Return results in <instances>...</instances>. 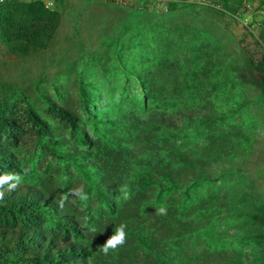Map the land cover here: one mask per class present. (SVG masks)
<instances>
[{
    "label": "rangeland",
    "instance_id": "rangeland-1",
    "mask_svg": "<svg viewBox=\"0 0 264 264\" xmlns=\"http://www.w3.org/2000/svg\"><path fill=\"white\" fill-rule=\"evenodd\" d=\"M130 1L125 8L99 0H53L50 9L59 13V24L44 50L13 57L0 45V100L22 127L6 143L16 157L20 184L57 203L83 185L89 198L70 196L63 209L89 232L111 209L93 187L102 173L90 167L85 177L78 165L96 161L93 156L107 149L130 148L134 138L144 136L139 142L156 148L158 168H178L174 177L185 183L160 194L155 186L138 188L135 166L127 177L129 196L143 194L142 207L158 212L157 228L166 226L165 216L174 210L195 228L178 243H167L168 255L178 263L203 264L233 253L234 264H264V84L259 79L264 48L259 32L243 21L259 23L256 12L264 0H227V8L219 0ZM258 64L261 71L255 70ZM79 89L90 98L85 108ZM59 106L76 118L73 127L53 111ZM25 108L45 122L50 135L36 134ZM150 114H162L174 125L148 122ZM204 114L208 120H202ZM168 144L192 160L210 161L220 150L219 159L208 163L212 180L188 183L190 170L168 158ZM76 151L82 152L78 165L64 157ZM220 167L231 171L221 175ZM243 193L246 201L239 200ZM105 196L109 206L125 200L120 189ZM42 228L56 239L60 234L49 220ZM105 242L96 243L97 260L117 264L118 249L107 255L100 250Z\"/></svg>",
    "mask_w": 264,
    "mask_h": 264
},
{
    "label": "trees",
    "instance_id": "trees-1",
    "mask_svg": "<svg viewBox=\"0 0 264 264\" xmlns=\"http://www.w3.org/2000/svg\"><path fill=\"white\" fill-rule=\"evenodd\" d=\"M222 7L227 8V0H219ZM59 24V13L54 9L45 8L40 2H23L8 0L0 6V45L7 54L13 57H26L38 51L44 50L51 40ZM259 65L255 70L261 71ZM264 84V78H259ZM80 103L85 108L89 102V96L83 89L78 92ZM66 125L73 127L77 121L65 107L53 109ZM26 117L36 134L50 135L49 128L30 109L25 108ZM10 108L4 99L0 100V175L5 173H19L17 160L14 154L7 148V141L11 139L13 132L22 131V127L11 116ZM202 116V120L209 117ZM185 118L190 119L188 116ZM148 122L156 123L163 128L172 127L174 124L162 114H150L146 117ZM108 123V120H102ZM147 123V122H146ZM145 124V122H143ZM146 138L141 136L139 139ZM136 137L134 145L130 148L107 149L100 156H93L94 160H85L84 165H78L77 157H81V151L74 154L66 152L65 158L78 165V168L88 177L90 167L97 168L101 173L99 182L94 183L95 193L101 202L110 207L109 218L96 223V231L81 228L76 218L67 210L61 209L58 203L42 190L20 184L14 190L9 191L8 185L4 186L5 196L0 201V264H101L97 260V242L107 240L114 234L117 227L125 224L126 242L118 246L117 264H183L171 258L166 249L167 243H178L195 231V228L187 221H182L175 216V211L168 212L166 226L159 222L158 212L154 209L147 210L142 207L145 197L140 192L130 196L118 205H111L105 196L116 193L122 186H128L127 177L134 167V180L138 188L147 189L155 186L162 191L178 184H184L178 180L180 170L171 171L169 165L159 169V154L154 147L145 142H139ZM168 144L167 156L174 159L182 168L190 170L187 180L190 184L200 181L212 180L213 172L208 163L219 159L220 150L213 153L210 161L194 159L187 153L179 152ZM81 152V153H80ZM146 155V156H145ZM147 162H143L142 158ZM133 165V166H132ZM194 165H196L194 167ZM140 170V172H139ZM217 171L223 175L230 172L228 167H220ZM235 171V169H234ZM171 173H174L172 175ZM175 176V177H174ZM240 201H246L243 193ZM221 204L229 211L225 198ZM164 217V218H165ZM49 220L59 231L57 239L48 236L42 228V221ZM91 234V235H90ZM93 237V239H91ZM84 241L86 243H84ZM116 249V250H117ZM234 254H219L214 258H207L203 264H234ZM14 259L11 261L10 259ZM107 264V263H104Z\"/></svg>",
    "mask_w": 264,
    "mask_h": 264
},
{
    "label": "clouds",
    "instance_id": "clouds-1",
    "mask_svg": "<svg viewBox=\"0 0 264 264\" xmlns=\"http://www.w3.org/2000/svg\"><path fill=\"white\" fill-rule=\"evenodd\" d=\"M22 182V176L18 173H5L3 175H0V201L4 199L5 192H4V186L8 185V190H14L16 187L20 185ZM121 193L123 194V198L125 200L129 199V191L127 189V186H122L120 188ZM70 196L77 197L81 201H86L89 197L87 193L84 191L83 185H81L79 188L76 189H70L67 193L63 194L58 202V206L63 209L65 203L69 200ZM73 203L75 201H72ZM160 214H165L166 209L164 207H161L159 209ZM126 225L121 224L119 227L116 228L114 234H112L106 242L100 246V250L103 252V254L107 255L110 250L117 249L118 246H122L126 242V231H125ZM91 231L95 232L96 229L93 227Z\"/></svg>",
    "mask_w": 264,
    "mask_h": 264
},
{
    "label": "built area",
    "instance_id": "built-area-1",
    "mask_svg": "<svg viewBox=\"0 0 264 264\" xmlns=\"http://www.w3.org/2000/svg\"><path fill=\"white\" fill-rule=\"evenodd\" d=\"M7 1L8 0H0V6L5 4ZM99 1L108 2L111 4L117 5L119 7H125V8L131 7V5H130L131 1L130 0H99ZM25 2H27V3L40 2L45 8H48V9H50V7L53 4V0H25ZM159 5H161V7L164 11L166 10L165 4L159 3ZM135 7H137V6H135ZM245 7H247V5ZM256 13L258 14V16L261 20L259 23L251 24V23H249V20L246 18L243 21H244V25L248 29H250V30L255 29L259 32V43L264 48V6L260 7Z\"/></svg>",
    "mask_w": 264,
    "mask_h": 264
},
{
    "label": "crops",
    "instance_id": "crops-1",
    "mask_svg": "<svg viewBox=\"0 0 264 264\" xmlns=\"http://www.w3.org/2000/svg\"><path fill=\"white\" fill-rule=\"evenodd\" d=\"M19 1H23V2H25V0H19Z\"/></svg>",
    "mask_w": 264,
    "mask_h": 264
}]
</instances>
